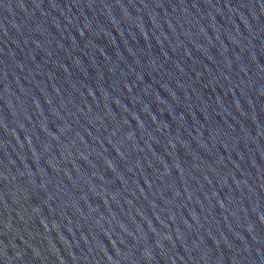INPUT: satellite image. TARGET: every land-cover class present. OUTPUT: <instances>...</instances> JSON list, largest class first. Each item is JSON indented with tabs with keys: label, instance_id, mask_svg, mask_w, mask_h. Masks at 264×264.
<instances>
[{
	"label": "water",
	"instance_id": "95a60500",
	"mask_svg": "<svg viewBox=\"0 0 264 264\" xmlns=\"http://www.w3.org/2000/svg\"><path fill=\"white\" fill-rule=\"evenodd\" d=\"M0 264H264V0H0Z\"/></svg>",
	"mask_w": 264,
	"mask_h": 264
}]
</instances>
